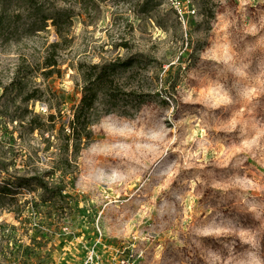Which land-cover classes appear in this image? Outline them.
<instances>
[{
	"label": "rangeland",
	"instance_id": "374dc122",
	"mask_svg": "<svg viewBox=\"0 0 264 264\" xmlns=\"http://www.w3.org/2000/svg\"><path fill=\"white\" fill-rule=\"evenodd\" d=\"M0 16V191H12L0 196V264H84L92 251L104 263L264 264V0H0ZM43 17L70 42L47 79L57 37L52 20L33 30ZM117 57H142L144 102L103 116L75 172L43 190L31 178L50 170L47 155L26 154L43 148L39 133L16 117L67 123L78 66Z\"/></svg>",
	"mask_w": 264,
	"mask_h": 264
},
{
	"label": "trees",
	"instance_id": "16d2710c",
	"mask_svg": "<svg viewBox=\"0 0 264 264\" xmlns=\"http://www.w3.org/2000/svg\"><path fill=\"white\" fill-rule=\"evenodd\" d=\"M4 17L0 16V29L4 24ZM52 20L57 41L44 45L40 62L41 75L47 79L60 73V58L62 51L69 45V39L64 35L62 25L55 19L43 17L42 26L34 31L46 29V21ZM32 29V27H31ZM16 31V30H15ZM122 46H126L125 44ZM142 57L120 58L79 65L77 70L81 74V99L71 109V117L67 123L59 122L53 114L44 120L38 115L26 119L24 115L17 118L20 126L26 125L27 132H38L41 145L36 148L28 146L27 158H39L44 153L50 164V170L44 175H35L36 184L46 190L49 186L48 177L53 179L58 173L62 179L71 175L77 169V159L80 153L92 142V127L105 115L113 113L123 102L135 104L138 108L144 102L143 85L138 69L143 64ZM34 97H30L29 100ZM125 115V114H124ZM61 118V114L58 113ZM47 135V136H45ZM31 150V151H30ZM7 164L0 161V168L5 171ZM18 187L26 178H15ZM61 195V190L57 189ZM12 195L11 189L0 191V196Z\"/></svg>",
	"mask_w": 264,
	"mask_h": 264
},
{
	"label": "built area",
	"instance_id": "2783aa9c",
	"mask_svg": "<svg viewBox=\"0 0 264 264\" xmlns=\"http://www.w3.org/2000/svg\"><path fill=\"white\" fill-rule=\"evenodd\" d=\"M170 1L172 4L176 3V0H170ZM84 264H134V263L130 262L129 260L112 261L110 263H104L97 260L95 253L92 251L87 255Z\"/></svg>",
	"mask_w": 264,
	"mask_h": 264
}]
</instances>
